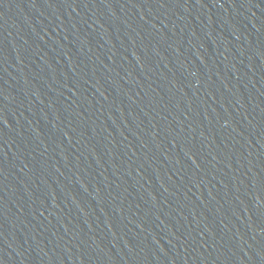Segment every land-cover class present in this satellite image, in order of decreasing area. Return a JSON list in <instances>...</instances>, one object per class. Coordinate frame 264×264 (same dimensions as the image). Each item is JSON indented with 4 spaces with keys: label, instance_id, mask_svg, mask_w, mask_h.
<instances>
[{
    "label": "water",
    "instance_id": "obj_1",
    "mask_svg": "<svg viewBox=\"0 0 264 264\" xmlns=\"http://www.w3.org/2000/svg\"><path fill=\"white\" fill-rule=\"evenodd\" d=\"M0 264H264V0H0Z\"/></svg>",
    "mask_w": 264,
    "mask_h": 264
}]
</instances>
